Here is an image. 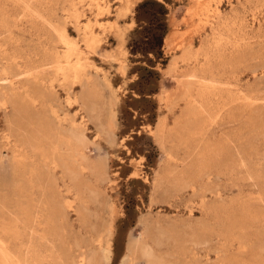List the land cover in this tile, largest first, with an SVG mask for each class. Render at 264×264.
Returning <instances> with one entry per match:
<instances>
[{
  "label": "rangeland",
  "instance_id": "rangeland-1",
  "mask_svg": "<svg viewBox=\"0 0 264 264\" xmlns=\"http://www.w3.org/2000/svg\"><path fill=\"white\" fill-rule=\"evenodd\" d=\"M98 1L79 4L59 0L42 4L35 0H0V30L11 27L9 32L17 40L5 46V54L0 53L1 73H18L17 66L11 65L12 57L26 63L30 56L40 54L42 48H50L53 43L49 28L40 30L29 11L24 9L31 5L56 27L64 29L78 44L77 51L84 62L78 75L92 89L90 102L96 108L92 114L77 99L81 93L79 83L56 81L51 95V109L58 112L65 133L84 136L91 157L102 162L107 171V178H91L92 189L83 193L89 209L96 214L92 220L96 226L92 244L84 234L87 245L76 249V261H82L84 256L88 258L94 252L95 261L88 264H144L140 249L146 243L158 256L173 264H264V0H260L261 3L259 0H156L167 10V31L161 46L164 64L156 62L153 68L136 60L139 55L131 56L126 46L136 27L134 8L142 0H131L130 12L121 17L119 10L124 5L123 0ZM217 11L235 18L232 31L241 38L240 47L229 49L234 53H231L233 59L230 63H214V74L197 72L192 75L196 86L200 87L195 86V90H209L208 85L216 82V86L222 89V97H215L217 101L211 99L218 102L219 111L215 108L216 117L207 123L205 140L201 135L193 138L190 143L193 155L189 161L193 164L206 154L210 137L214 139L218 135L226 139L228 154L232 157L218 178H198L194 191L181 187L166 190L162 186L154 193L153 177L166 153L150 133L160 116L170 129L184 108L185 102L179 97L178 80L187 72L191 75L196 65L202 64L198 49L209 36ZM119 32L121 39H118ZM148 32L140 31L135 38ZM187 46L191 47L192 53H197L195 61L186 64L177 60L174 73L166 74L170 60L179 56ZM88 47L90 49H86ZM147 70L157 75L148 76ZM154 77L159 78L157 83ZM19 80L24 82L22 77L14 82ZM0 84V102L3 101L0 103L1 137L10 123L13 125L14 122L15 128L27 126L33 115L22 107L19 108L22 112L19 118L11 105H5L2 94L12 89L8 81ZM155 89L152 97H141L136 91ZM112 96L115 99L114 126L106 132L101 125L111 120L109 101ZM38 111L42 112V108ZM165 145L178 160L186 151L176 147L175 143ZM135 172V177H130ZM165 190L171 193V199ZM102 220L112 226L108 262L103 250L107 247V238L99 232ZM69 221L78 228L79 221L74 213H70ZM156 221L172 224L173 233L169 240L163 238L159 243L154 242L153 223ZM134 245L137 246L135 250ZM71 261L63 260V264H71Z\"/></svg>",
  "mask_w": 264,
  "mask_h": 264
},
{
  "label": "bare ground",
  "instance_id": "bare-ground-1",
  "mask_svg": "<svg viewBox=\"0 0 264 264\" xmlns=\"http://www.w3.org/2000/svg\"><path fill=\"white\" fill-rule=\"evenodd\" d=\"M35 1L47 4L59 0ZM71 1L79 4L87 1L95 2V0ZM123 1L124 3H121L124 5L119 10L120 17L130 12L132 3L131 0ZM24 9L29 11L33 19H35L33 23L37 24L40 30L49 28L50 31L48 33H51L53 43L50 48H42L40 54L30 56L26 63H22L17 57H12L11 65L17 66L18 73L13 75L8 71H3L4 69H1L2 73L0 72V82L4 81L5 83V81H8L12 89V91L3 92L2 94L5 105H11L15 113L19 115V118L22 113H20L19 108L22 107L27 108L33 115L32 122L27 126L20 125L15 128L13 127L14 122L12 123L13 125L10 123L8 130L0 137V264H63V260L67 259L72 260L71 264H88L95 261L94 252H91L88 258L84 256L82 261H76L75 259L76 249L87 245V237L92 244L96 226L92 221L96 214L94 215L93 211L89 209V204L83 198V193L88 191V189H92L91 178H107V171L102 162L91 157L92 154L88 152L84 143V136L65 133L66 130L58 112L51 109V104H53L51 103V95L56 81H62L64 84L70 81L79 83L81 93L77 96V99L92 114L96 111V108L90 102L92 89L88 82L82 81L78 75L81 73L79 71L84 63L83 61L81 62L79 57V50L77 51L78 44L76 45L70 39L64 29L56 27L44 15L35 11V8L32 9L31 5L24 7ZM213 18V23L208 22L212 24L211 27L209 26V36L205 37L199 47L200 49H198L203 61L202 64L198 67L197 65L195 68L193 67L191 75L187 72L186 75H182V78L178 80L177 87L181 91L179 97L181 101L185 102L184 108L176 116L170 129L167 127L164 117L160 116L156 122L155 129L150 133L161 148H165L166 153V158L162 159L163 161L158 166L153 177L154 193L160 190L162 186L166 190L172 187L174 189L181 187L190 188L194 191L199 181L198 178H218L222 174L223 168L228 166L227 160L232 157L228 154L226 139L220 135H213L215 137L214 139L210 137L211 143L208 144L207 153L202 154L195 163L190 164L193 155L190 143L198 135L204 137L205 140V136L208 133L207 123L213 122V117H216L215 112L216 110L219 111L220 108L217 106L218 102L216 101L217 98L222 97V89L220 90L217 87L218 85L216 86L215 81V83L208 85L210 86L209 90H195L196 84L192 75L197 72H201V74L206 72L213 73L215 67L213 65L214 63L218 64L217 62L219 61L230 63L233 59L231 55L233 52L229 49L231 47L237 49L240 47L241 41L237 32L232 31L236 25L233 16L224 15L217 11ZM86 23L89 22L86 21ZM2 28L0 30V53L5 54V46L14 44L17 40L15 41L11 32H9L11 27L5 26ZM85 36L84 38H86ZM90 36L94 35L90 34ZM118 36V39H121L120 32ZM37 39L39 40V38ZM72 39L74 40L75 38ZM48 40L46 37V42ZM42 42L40 41L39 43L42 44ZM238 52L240 53V51ZM196 54L192 53L190 46L183 48L179 56L170 60L166 67V74L174 73L178 61L186 64L187 62L195 61ZM121 71H123V68H121ZM21 77L24 82H20V80L14 82L15 79L17 80ZM212 78L214 77L212 76ZM208 86L206 84V87ZM196 87H199V85ZM70 91L73 92L72 90ZM215 97L217 98L214 99ZM110 98L111 120L101 125L103 131L106 130V132L109 129L111 131L114 126L113 106L115 99L113 96ZM212 98L216 101H211ZM38 107L42 108V112L38 111ZM18 115H16V120L19 119ZM167 143H175L176 147L186 149L179 160L174 158L171 150H166L164 146ZM3 152L6 154L3 155ZM236 153L235 151L234 157H236ZM134 174L136 172L132 173L130 177H135ZM166 192H168V198L171 199V193L169 191ZM70 213L76 215L79 221L77 224L78 228H75V225L70 223ZM104 221L99 224V228H101L99 232L104 233L107 238L105 240L107 247L103 250L108 262L111 253L108 240L112 234V226ZM153 225L156 231V240L154 242L159 243L163 238L167 240L171 238L173 233L172 224L156 221ZM98 244L99 249H101V240ZM135 248H137L136 245L133 246V250ZM140 256L144 264H173V262L158 256L152 250V247L146 245V243L140 249Z\"/></svg>",
  "mask_w": 264,
  "mask_h": 264
},
{
  "label": "trees",
  "instance_id": "trees-1",
  "mask_svg": "<svg viewBox=\"0 0 264 264\" xmlns=\"http://www.w3.org/2000/svg\"><path fill=\"white\" fill-rule=\"evenodd\" d=\"M165 2H168V0H165ZM166 14L167 10L164 5L156 0H142L134 8V21L136 27L131 31L126 46L131 56L139 55L140 58L136 60L146 62L149 68H153L156 62L164 64L161 46L162 40L167 31ZM148 27L150 29H148ZM144 30H148L149 32L146 33L145 36H138L135 38L140 31L142 33ZM148 55H150L151 58H149ZM144 69L146 70V68ZM151 71L152 70H147L148 76L153 77L154 75H157L156 72L152 73ZM140 79L141 76H139L138 80ZM153 79L156 83L159 80L157 77H154ZM136 91L141 97H152V95L156 93V89L152 91Z\"/></svg>",
  "mask_w": 264,
  "mask_h": 264
}]
</instances>
